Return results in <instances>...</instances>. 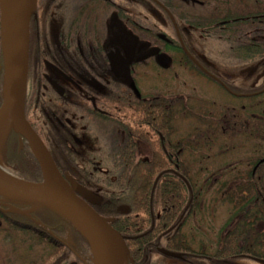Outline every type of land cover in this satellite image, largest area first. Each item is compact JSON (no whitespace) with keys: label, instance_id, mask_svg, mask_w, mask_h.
<instances>
[{"label":"flooded vegetation","instance_id":"1","mask_svg":"<svg viewBox=\"0 0 264 264\" xmlns=\"http://www.w3.org/2000/svg\"><path fill=\"white\" fill-rule=\"evenodd\" d=\"M135 2H143L146 5L144 10L138 9L139 16L155 21L156 18L153 16L157 17L156 14L152 12L149 17L148 12H144L149 9L147 0H37V9L30 24V63L26 94H30L37 85L39 93L37 102H39L41 94L43 97L46 95L41 93L43 89L48 92L53 91L64 99V102L58 104L56 109L63 110L66 116L73 117V120H67L66 123L70 128L76 125L72 121L80 123L84 129L92 126L102 130V126L105 125L104 128L108 127L106 131L110 135L112 131H119L121 109L140 114L143 105L149 115L152 108L151 94L143 89L139 93L123 90L121 94V79L113 72L111 63V57L119 56L131 61L132 77L136 78L135 72L140 75L141 71H137L138 68L159 65V59L163 57L162 55L155 57L153 53H149L138 56L134 60L126 58L124 48L121 47L132 50L134 45L120 44L119 23L125 25L120 20V14L121 10L127 7V12L123 14L130 19L135 13L133 10ZM153 2L161 8V11L156 9L159 16H163L162 12H164L173 22L179 37V42L171 43L172 49L165 54H168V57L169 54L174 55V63L180 69L177 74L168 75V84L159 98L165 113V121L160 131H166L168 128L166 113L170 110L175 113L176 132L175 139L172 137L170 140L163 132L158 133L163 148V154L160 156L147 153V148L150 150L151 147L149 142L134 138L131 145L135 149L131 158L136 162H149L152 159L162 161L164 173L173 174L176 181L181 186L185 184L191 194L197 190L200 192L201 187L202 191H206L209 187V191L213 186H209V181L212 184H219L227 167L229 170L227 176H239L240 182L235 184L230 182L225 192L229 195V199L233 192H240L242 212L236 216L234 213L230 215L232 220L224 229L222 238H226L228 233L242 222L245 224V230L249 225L254 228L258 236V244L264 249V203L262 207L260 205L258 215L251 214L245 207L249 199V191L256 192L261 197L264 195V70H260L262 62L257 59L250 60L251 67L248 65V57L252 58L253 52L258 54L256 56L258 58L262 59L263 56L264 0H153ZM175 17L180 19L181 31ZM6 25L7 21L0 0L2 48L0 58L3 61V76L5 75ZM126 25L130 35L133 29L128 26V23ZM187 33L200 35L199 40L210 41L209 43H187L188 38L183 36ZM149 47L158 46L154 44L141 48H144V51ZM146 55L152 56L138 62ZM36 56H45L46 59H39L37 66H34L31 61ZM171 62L172 59L170 64L167 62L168 65L164 67L170 66L172 69L174 63ZM169 69L165 70L170 71ZM1 72L0 68V80ZM34 79L38 84L34 82ZM204 82L214 84L223 90L229 97L228 102L222 106L224 110L221 114L210 111L204 114L218 117V122L188 123L190 133H185V118L191 116L190 113L201 114L197 104L204 96L200 95L198 90H202ZM235 83L238 87L234 85ZM248 84L255 86L256 89L250 94L256 97L255 103H252L250 107L248 93L246 90H241V87H246ZM0 91L3 95L4 82ZM204 98L215 107L216 101L211 95ZM121 100L127 106L121 107ZM200 125L204 127L201 129ZM31 126L44 142L38 129L32 124ZM143 127L150 128L151 125L145 122ZM5 130L9 132L4 142L2 141L0 155L3 156L4 166L10 173L9 177L32 183L43 182L41 170L39 173L35 168H31L34 167L35 162L38 166L39 163L29 141L14 127L10 126ZM226 131L229 133L226 134ZM91 139L93 142L104 143L102 138L86 133L84 141ZM15 140H17V147ZM218 141L222 144V153L228 156L225 162L230 164L221 168L220 175L216 177L215 172H211L217 166L216 158L214 153L210 152ZM82 142L81 138L80 144ZM110 158V154L107 153L79 156V159L84 162L107 161ZM233 167L235 168L232 169ZM201 174L206 175V187H199ZM248 175L252 178L257 176L262 184L249 183ZM212 179L215 180L212 182ZM72 187L77 191L74 185ZM85 200L90 203L88 198ZM182 202L178 201V208L184 209L186 213L179 215L177 234L185 240L183 237L191 234L185 232L189 227L194 233L199 230L198 212L201 211V207L204 210L205 203L196 201L193 195L185 206ZM38 206L36 203L14 199L0 193V264H54L57 246V239L53 233L54 222L49 220L50 227L44 228L41 225L44 221L40 217ZM248 216L250 218L246 222L245 219ZM61 240L60 243L71 246L68 238L66 241ZM60 248L59 244V250ZM205 250L202 255L192 254V251L179 252H185L187 253L185 255L190 257L211 260L212 257L208 256ZM216 255L214 253V257ZM185 258L187 262H191L190 259Z\"/></svg>","mask_w":264,"mask_h":264},{"label":"trees","instance_id":"2","mask_svg":"<svg viewBox=\"0 0 264 264\" xmlns=\"http://www.w3.org/2000/svg\"><path fill=\"white\" fill-rule=\"evenodd\" d=\"M147 2L149 4V9H146L144 12H148L149 17L153 10L156 11L158 8L161 11V8H159L153 0H147ZM145 6L143 2H135L133 7L135 13L132 14L130 19L123 14V12H127L128 8L126 7L124 10H121L120 20L124 22L125 25L119 23L120 44L124 45L129 43L130 45H134L132 50L121 47L124 48L123 51L126 54V58L134 60L138 56L153 53L155 57L159 55L165 56L166 62L169 64L171 59V63H174L175 56L169 54L168 57V54H165V52L169 53V49H172L170 47L171 43L179 42V37L175 31L173 22H171L170 18L164 12H162L163 16L156 17L154 15L156 17L155 21L150 18L147 20L144 19L143 16L138 15V9L144 10ZM161 19H163L165 23L162 22ZM175 19L181 31L180 19L179 17H175ZM126 22L129 27H132L134 34L132 31H130V35L128 34ZM165 25L166 30L162 27ZM183 36L188 38L186 40L187 43H209L210 41L205 39L199 40L200 35L190 33ZM148 44H155L158 47H149L143 51L144 48L141 47H148ZM0 55H2L1 44ZM252 55V58L248 57L249 67H251L250 60L255 61V59H257L262 62L260 70H264V51L262 59L256 57L258 56L256 52H253ZM39 59L45 60L46 58L45 56L33 57L31 61L32 64L37 66ZM151 66L161 71H166L165 69L168 68L171 70L170 66L164 67L159 64L149 65L148 68H151ZM0 68L2 69V77L0 80L1 89L4 82V69L1 58ZM253 68L257 69V67ZM120 79L121 94L123 90L135 91L137 93L142 90L137 84L136 78H133L132 82L124 78ZM34 82L38 84L36 79H34ZM234 85L237 84L235 83ZM248 85L246 87H241V90H246V93H248V105L250 107L251 104L256 101V97L250 94L254 93L256 89L254 88L255 86ZM41 86L42 85H40V88ZM42 92L46 95L43 97V94H41L39 102H37V96L39 94L37 85L34 86V90L30 94H26L24 108L27 119L38 129L61 175L65 177L70 184L75 182L73 185L77 188V194L84 199L88 198L93 208L126 237L129 248V258L133 259L135 264H169L167 262L168 260H172L175 263L200 264V262L198 263L196 261L201 258L185 255V257L191 261L187 262L188 260L186 261L185 257L182 260L169 258L165 256L161 250L170 249L179 252L189 251V249H191L188 241L192 240V242H195V234H193V236L185 235L183 237L185 240H182L181 236L177 234L179 215L183 212L186 213L184 209L178 208V201H183L182 205L185 206L190 200L191 195H193L195 200L200 202L201 198L204 197V193L201 192L202 187L200 188V192L197 190L194 194H191L185 184L181 186V184L176 181L173 174L169 172L164 173V163L162 161L152 159L149 162H136L131 158L135 149L131 145L134 138H141L143 141L150 143V150L147 148L148 154L154 156L163 154V148L160 144V137L158 135V133L161 132V125L165 121V113H163L161 100L159 99L163 91L158 95H153V93L150 92L152 108L149 115L145 111L143 105L141 106L140 114L123 110L124 108L121 109L119 114L121 118L119 122V131H112L111 135L107 133L106 130L108 127L104 128L105 125L102 126V130H97V128L92 126L84 129L81 127L80 123L72 121V123L76 125L70 128L66 123L69 120H73V117L66 116L63 110L56 109L58 108V104L64 102V99L53 91L48 92V90L43 89L41 93ZM2 100L3 95L0 91V105ZM120 106L125 107L127 104L122 101ZM174 114L173 111L167 110L168 128L166 131L162 130V132L169 137V140L172 137L175 139L174 134L176 130ZM190 114L191 116L185 119L191 123L218 122V117L215 116ZM145 122H149L151 127H143ZM86 133L94 134V136L99 139L102 138L101 140L104 143L93 142V139L84 141ZM81 138L83 140L82 144H80ZM15 141V146L17 147V140ZM106 153L111 156L107 161L91 160L84 162V160L79 159V156L83 155H103ZM31 168H35L36 171L40 173L39 166L36 162L34 163V167ZM237 170H239V168ZM225 173L226 171L224 170L223 179L218 182L219 185H217V187L219 190L217 194L221 192L224 193L230 182L234 184L240 182L239 176H227L229 170L226 174ZM247 178L251 184L254 182L262 184L257 176L252 178L248 175ZM69 180L72 181L70 182ZM191 185L194 188V185ZM224 195L225 197H222L223 202L233 207L232 209L235 216L240 214V212H242L240 192H233L231 199H229V195H227L226 192ZM248 198L245 207L250 210L251 214H260L259 209L260 205L261 207L263 206L264 195L261 197V195H258L256 192L249 191ZM217 201L218 195H216L215 198V202ZM38 209L40 217L45 223L44 226V223L41 222L44 228L50 227L48 226L51 225L48 223L49 220L54 222L55 228L53 229V233L57 239V246L55 248L56 259L54 264H88L84 259V254L91 253V247L87 238L58 210L47 206H38ZM192 217L190 218L192 219ZM249 218L250 216L246 217V222ZM231 220L230 218L227 224L224 225L217 243H208L209 246H216L214 250V253L217 254L215 256L216 259L225 263L227 260H231L237 256L252 254L253 258L257 257L256 259L264 262V249L258 244L257 233L254 228L250 227L251 225H249L247 232V230H245V224L239 222L234 229L228 233L226 238H222V233ZM187 223L188 221L185 225H187ZM65 237L71 239V246L60 243L62 242L61 239L66 241L67 238ZM199 243L202 248L195 249L200 250V252H195V254L202 253L205 250L204 246H208L203 242L199 241ZM59 244L61 251L59 250ZM190 251L194 252L192 249ZM256 251H258V253H256Z\"/></svg>","mask_w":264,"mask_h":264},{"label":"water","instance_id":"3","mask_svg":"<svg viewBox=\"0 0 264 264\" xmlns=\"http://www.w3.org/2000/svg\"><path fill=\"white\" fill-rule=\"evenodd\" d=\"M3 2V0H1ZM15 15L11 31L6 25L4 33V91L0 107V125L8 121L9 126L19 130L29 141L39 163L43 182L32 183L11 179L0 172V193L11 198L33 202L39 206L52 207L65 215L59 206L77 216L84 226L81 230L87 238L95 258V264H135L129 258L127 239L107 222L84 198L80 197L71 184L57 169L46 145L26 118L24 108L19 104L22 88L26 94L30 63V24L37 9V0H14ZM173 18V17H172ZM174 20V19H173ZM152 55L143 56L145 60ZM160 65L167 66L163 57ZM112 69L120 78L133 81L131 64L124 57H111ZM161 252L173 259H183L185 254L170 249Z\"/></svg>","mask_w":264,"mask_h":264},{"label":"rangeland","instance_id":"4","mask_svg":"<svg viewBox=\"0 0 264 264\" xmlns=\"http://www.w3.org/2000/svg\"><path fill=\"white\" fill-rule=\"evenodd\" d=\"M153 14H156L157 16H159V14L153 10ZM154 18H156L155 16H153ZM162 22L165 23V21L163 19H161ZM168 25V23H167ZM164 30H166V25L162 26ZM168 28V27H167ZM163 58L165 59V56H163ZM180 68H178V66H176V64L172 65V69L170 71H161V70H157L155 69L153 66H151V68H148V66H143L142 69H137V71H140V75H138L137 72L136 73V79H137V84L139 85L140 89H143V91H147V92H152L153 95H158L161 91L164 90V87L166 86V84H168V75L171 74H177L179 72ZM192 81H194V79H192ZM201 82V80H199ZM204 87H201V91L198 90V93L204 97H209L210 95L213 97V99L216 101V105L215 107L212 106L211 103H209V100H206L204 97H202L199 100V103L197 105H199V111L201 113V115L203 116L204 114H207L209 111L214 114L216 113H222L224 109H222V106L224 104H226L228 102V96L224 94L223 90H221L218 86L214 85V84H209L207 82H204ZM191 86V85H190ZM184 95H187V93H184ZM188 123H191L190 121L186 120L184 122V132L185 133H190V127L187 125ZM10 125V124H9ZM8 125L7 128H9L10 126ZM201 129L204 127L202 125H200ZM10 130V129H9ZM9 130H5L2 138H1V144H0V149L1 146L4 142V138L6 137V134H8ZM229 133V131H226V134ZM214 142V138L212 139ZM3 141V142H2ZM220 141L217 142V145H215V148H212V152H210L211 154L214 153L215 155V162L217 164V166L215 167L214 170H212L211 172H215L216 177H218L220 175V168H224V166H226V164H230V163H226L225 161L228 160V156L225 153H222L221 151V143H219ZM218 157V158H217ZM0 159H1V163L4 166L3 163V156L0 155ZM221 165V166H220ZM5 167V166H4ZM239 166L237 165V168ZM6 168V167H5ZM235 167H233L232 169H234ZM226 171V173L228 172L227 167L226 169H224ZM231 171V170H230ZM225 173V174H226ZM206 175L201 174L200 175V182H199V187L203 186L206 187L207 184V179L205 177ZM223 179V178H222ZM220 179V180H222ZM215 179H212V182ZM213 185V186H212ZM217 185L219 184H212L209 181V186H212L211 189L208 191H201L202 193H204V197L201 198L200 202L205 203L204 206V210L203 207H201V211H199V219H198V225H199V230H197V233H194L193 230L191 229V227L188 228V230L185 232L186 233H191L195 234L194 238L196 239L195 242H192V240L188 241L189 247L194 250V252L192 254H195V252H200V250H195V249H201L202 247L200 246V242H203L205 245H208V243L210 242H216L219 240L218 238H220V233L222 232L224 225L227 224L230 215L233 212V207L228 204V203H224L222 200V197H225V192H221L219 194H217V191L219 190V188L217 187ZM216 195H218V201L215 202V198ZM232 201V200H231ZM189 235V236H190ZM71 237V236H70ZM69 240L71 241V239L69 238ZM216 246H204L205 253L208 256H211V260H207L205 258H201L199 260H197L196 262H200V264H264L263 261L253 258L252 254H248V255H240L237 256L235 258H232L231 260H227L225 263L220 262V260L216 259V257H214V250H215ZM189 249V251L191 250ZM174 251V250H173ZM190 253V252H189ZM256 253H258V251H256ZM183 254H187L185 252H183ZM199 254H203L199 253ZM195 257V256H193ZM197 258V257H195ZM84 259L88 261L89 264H94L93 260L94 256L92 255V253H87L84 254ZM169 264H185V263H175L172 260H168L167 261Z\"/></svg>","mask_w":264,"mask_h":264},{"label":"bare ground","instance_id":"5","mask_svg":"<svg viewBox=\"0 0 264 264\" xmlns=\"http://www.w3.org/2000/svg\"><path fill=\"white\" fill-rule=\"evenodd\" d=\"M3 5V9H4V16L6 18L7 21V26L9 27V31L12 30L13 25H14V15H15V4H14V0H3L2 2ZM24 100H25V92H24V88H22L21 93H20V97H19V104L21 106V108H24ZM8 124V121H4L1 125H0V141L1 138L5 132L6 126ZM0 172L10 176L9 171L4 168V166L1 163V159H0ZM60 210L69 218H71L73 220V222L81 229L84 231V226L82 224V221L75 216L74 214H72L71 212L67 211L65 208L59 206Z\"/></svg>","mask_w":264,"mask_h":264}]
</instances>
